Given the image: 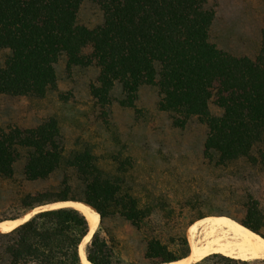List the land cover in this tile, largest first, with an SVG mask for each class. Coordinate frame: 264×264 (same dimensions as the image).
<instances>
[{
	"label": "trees",
	"instance_id": "obj_1",
	"mask_svg": "<svg viewBox=\"0 0 264 264\" xmlns=\"http://www.w3.org/2000/svg\"><path fill=\"white\" fill-rule=\"evenodd\" d=\"M88 1L104 15L94 30L79 23ZM214 20L205 0H0V95L45 99L65 56L69 70H99L92 94L102 108L117 84L127 100L143 87H155L158 110L175 128L205 124L207 168L226 170L245 161L264 169V37L255 60L235 58L211 43ZM213 107L221 114H213ZM99 162L91 150L69 149L56 120L32 129L0 128V205L14 210L0 222L78 202L101 220L85 248L89 263L112 264L126 243L101 235L110 212L143 232L139 238L148 256L165 255L169 244L176 245L177 255L158 264L187 258L188 226L168 242L157 229L167 222L152 219L157 207L141 206L126 187V172H107ZM249 220L240 223L260 234V221ZM90 232L87 218L74 208L41 212L0 232V264H83L80 249ZM215 260L247 264L219 255L196 264Z\"/></svg>",
	"mask_w": 264,
	"mask_h": 264
},
{
	"label": "rangeland",
	"instance_id": "obj_2",
	"mask_svg": "<svg viewBox=\"0 0 264 264\" xmlns=\"http://www.w3.org/2000/svg\"><path fill=\"white\" fill-rule=\"evenodd\" d=\"M205 1L215 13L211 43L235 58L255 60L264 37V0ZM78 18L90 30L104 23L101 8L92 1L81 6ZM56 72L57 83L43 100L0 95V128L32 129L56 120L69 149L91 150L105 171L113 173L120 168L126 172V187L133 189V198L141 206L157 207L153 221L167 222L157 229L168 242L187 225L190 245V227L212 217L238 223L259 220V235L264 238V169L245 161L226 170L207 168V126L193 121L185 128H175L158 110L160 96L155 87H143L136 99L127 100L117 84L110 92L109 106L102 108L92 94L99 77L96 67L69 70L62 56ZM212 112L221 114L215 107ZM13 213L7 204L0 205V221ZM101 235L126 242L116 249L112 264H158L177 255L176 245L169 244L165 255L148 256L139 238L143 232L112 212L102 225ZM207 264L224 263L215 260Z\"/></svg>",
	"mask_w": 264,
	"mask_h": 264
},
{
	"label": "bare ground",
	"instance_id": "obj_3",
	"mask_svg": "<svg viewBox=\"0 0 264 264\" xmlns=\"http://www.w3.org/2000/svg\"><path fill=\"white\" fill-rule=\"evenodd\" d=\"M73 207L81 212L89 221L91 232L81 245L80 253L83 264L88 262L85 247L95 233L100 215L81 203H59L45 209ZM38 209L17 220H5L0 223V232L9 233L27 222ZM201 235L198 239V235ZM191 253L187 258L169 264H196L213 255H222L244 262L264 261V238L244 227L240 223L227 218L212 217L193 224L189 229ZM167 264V263H166Z\"/></svg>",
	"mask_w": 264,
	"mask_h": 264
},
{
	"label": "water",
	"instance_id": "obj_4",
	"mask_svg": "<svg viewBox=\"0 0 264 264\" xmlns=\"http://www.w3.org/2000/svg\"><path fill=\"white\" fill-rule=\"evenodd\" d=\"M73 203H76V202H73ZM82 204V203H81ZM53 205H55V204H53ZM49 206H52V205H49ZM49 206H47V207H43V208H39L38 209V212H36V213H34V215L31 217V219L32 218H34L36 215H38L39 213H41V212H45V211H48V210H56V209H45V208H48ZM85 206H87V205H85ZM87 207H89V206H87ZM61 208H73V207H61ZM61 208H58V209H61ZM92 211H94L91 207H89ZM31 219H29L27 222H29ZM14 221V220H13ZM4 222V221H3ZM27 222H25V223H23L22 225H24V224H26ZM89 222V221H88ZM0 223H2V222H0ZM22 225H20V226H22ZM19 226V227H20ZM89 226H90V224H89ZM99 226H100V222H99V225H98V227H97V229H96V231L98 230V228H99ZM18 228V227H17ZM96 231H95V233H96ZM95 233L93 234V236L95 235ZM93 236H92V238H93ZM92 238H91V240H92ZM90 240V241H91ZM172 263V262H171ZM167 264H169V263H167Z\"/></svg>",
	"mask_w": 264,
	"mask_h": 264
}]
</instances>
